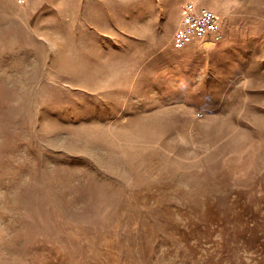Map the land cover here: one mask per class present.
I'll return each mask as SVG.
<instances>
[{
    "label": "rangeland",
    "instance_id": "rangeland-1",
    "mask_svg": "<svg viewBox=\"0 0 264 264\" xmlns=\"http://www.w3.org/2000/svg\"><path fill=\"white\" fill-rule=\"evenodd\" d=\"M0 264H264V0H0Z\"/></svg>",
    "mask_w": 264,
    "mask_h": 264
},
{
    "label": "built area",
    "instance_id": "built-area-1",
    "mask_svg": "<svg viewBox=\"0 0 264 264\" xmlns=\"http://www.w3.org/2000/svg\"><path fill=\"white\" fill-rule=\"evenodd\" d=\"M222 37L218 17L211 8H199L194 2L185 5L182 23L175 35V41L179 46L188 45L197 38L202 42L209 40L212 42Z\"/></svg>",
    "mask_w": 264,
    "mask_h": 264
},
{
    "label": "water",
    "instance_id": "water-1",
    "mask_svg": "<svg viewBox=\"0 0 264 264\" xmlns=\"http://www.w3.org/2000/svg\"><path fill=\"white\" fill-rule=\"evenodd\" d=\"M207 45H211V43H207Z\"/></svg>",
    "mask_w": 264,
    "mask_h": 264
}]
</instances>
